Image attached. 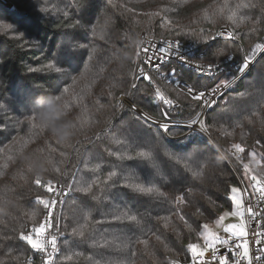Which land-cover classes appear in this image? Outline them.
<instances>
[{"label": "trees", "instance_id": "16d2710c", "mask_svg": "<svg viewBox=\"0 0 264 264\" xmlns=\"http://www.w3.org/2000/svg\"><path fill=\"white\" fill-rule=\"evenodd\" d=\"M3 1L4 3L0 2V24L12 23L14 31L23 33L25 38H29V43L21 45L19 40L13 38L12 32L0 29V105H4V108L0 110V119L4 120V124L0 125V128L9 129L0 135V147L7 146L16 139L17 135L28 140L29 126L24 125L21 128L15 124V120L17 118L23 120L25 115L30 113L35 97L39 95L55 96L60 93L62 86L71 83L67 76L61 77L54 71L44 69L43 64L49 59L57 58L60 50L66 48L69 53L76 56V60L73 61V67H76L81 61H84L83 53L87 51L79 45L89 42L82 38L90 37L91 27L103 23L105 18H110V23L105 31L110 37L111 43L116 45V48L109 55L115 53L120 59L113 60L107 65L104 78L90 82L91 77H89L81 81L77 88L79 90V88L87 86L83 99V103L88 106L87 112L83 113L80 108L72 106L68 114V117L74 119L77 124H79L77 117L87 116L96 121L95 124H85L82 132L78 131L70 141L74 145L75 141H81L79 145H75V148H78L81 154L86 153L87 157L92 158L88 161L89 163H95L99 158L102 162L100 170L94 173L83 169L82 164L86 157H78L75 148H63L66 157H61L59 151L51 153L47 147L48 144L58 150L61 149V146L55 144V139L47 131L32 136V140L23 148L18 144L14 161L9 162L7 169L3 168V164L6 162L5 157L0 155V172H4V175L0 177V195L4 198L0 200V218H3L8 224L7 229L3 225H0V229L7 231L15 226L26 231L33 224H38L41 221L44 214L43 208L38 203L33 202L37 195L47 197L48 194L32 184L31 179L35 175H40L44 180L53 179L64 183L68 177L54 171V168L59 166L61 172L67 171L69 176L76 174L77 176L82 175L85 179L99 178V182L93 186L92 193L87 195L77 192L70 193L62 213L64 238L56 264H88L83 258L67 260L66 256L71 254L73 250L84 251L86 254L94 252L96 258L101 260V264H168L170 258H176L175 253L177 252L180 254L179 257L190 255L186 252V245L198 239L197 233H189L175 215L171 217L168 229L162 227L164 221L157 219L160 216L170 215L175 206L171 203H164L158 198L139 195L123 186L122 174L134 173L142 182L144 177L153 170L146 163L138 160H117L113 156H108L104 149L117 150V146L110 142L112 136L127 139L133 149L142 141H151L152 136H156L162 148L172 151L178 156H192L191 150L188 152L178 151L189 142L191 137L184 140H171L161 136L157 127L145 125L143 121H137L135 119L137 114L129 107L120 104L116 98L120 96L122 91L130 92V95L125 96L129 101L145 112L162 118L160 116L162 107L155 105L153 98L149 95L150 90L153 89L149 84L139 83L137 85L139 91L130 89L132 74L136 71L137 36L146 33L154 39H178L187 45H196L203 51L207 46L202 43V39H207L209 28L211 29L210 34H215L224 27L233 30L230 22L223 19L218 20L215 24H209L203 19L205 9H208L209 6L218 5L223 0H187L186 3L184 0H177V3H173V0H87V7L79 12L81 20L79 26L69 23V20L74 21L75 16L68 18L61 16L65 10L63 4L67 0H60L59 11L50 14H41L38 11L41 7H51L50 0ZM236 2L239 0H230V4ZM253 2L258 6L244 11L255 20H261L262 23L255 25V32L251 31L253 26L248 24L236 29L240 35V40L236 44H241L242 49L219 36L215 41H209L210 44L228 46L232 56L239 61H242L245 52H248L252 46L257 43H264V8L260 7L264 0H253ZM164 8L170 9L164 15L173 21L174 26L181 29L182 34L180 36H175L170 27H159V17L143 15V13L157 12ZM173 8L176 10L171 11ZM128 9H134V11L130 12ZM209 10L211 11V9ZM194 20L197 23L194 24ZM198 28H204L205 33L185 34ZM126 35L131 36L132 39L127 40ZM96 42L103 43L99 40ZM121 44L124 47L121 48ZM32 67H37L40 70L31 72L29 69ZM170 67L177 69L178 75L175 79H179L181 82L186 81L189 84L198 82L197 75L192 71L176 66ZM168 68L163 70L167 71ZM94 71L95 68H93ZM153 75L154 77L157 76V74ZM262 80H264V59L258 58V62L254 64L251 71L237 83L234 90L226 93L221 100L237 101L246 104L249 108L257 106L260 96L257 88ZM137 81L138 79L135 82L137 83ZM156 82L166 94L175 95L172 92V85L163 79H157ZM113 84L116 86L112 87ZM254 85L257 87L254 88ZM109 92L113 93L112 97H109ZM249 92L253 95L247 96ZM97 100L104 104L105 108L100 109L99 105L96 104ZM191 103L195 105L196 102ZM223 108L224 103L218 105L216 116L213 117L219 122L228 121L232 117V113L223 111ZM191 113L192 108L180 107L173 112L172 117L188 118ZM105 120H110V124H106ZM105 131L109 133L108 136H105ZM242 132L244 135L243 143L247 147L250 148L255 145V141L258 139L264 144V127L259 123H256L254 127L245 124L244 129L237 128L233 138L221 137L216 132L211 135V139L227 155L234 169L211 146L210 142L203 138L206 143L199 147L205 156L211 157L212 161L219 160V164L215 166V171L211 170L212 164L209 165L203 182L186 180V173L183 172L180 165H174L166 158L160 157V166L166 174L167 180L166 183L157 182L161 183L163 190L168 194L169 201L184 191L186 187L194 188V193L186 196V199L192 201V205L188 207L179 206L193 227H196L198 223H212L215 216L222 211L230 210L227 188L229 184L239 181L237 174L239 177L240 174L237 170L240 166L225 149L231 142H241ZM97 134L100 135V139L95 138ZM126 147V145L119 146L120 149ZM20 152H23V156L18 155ZM242 155L245 156V162H247L246 153ZM29 158L34 163L31 173L26 171ZM48 159H52L53 163L49 164ZM195 159L196 157H193V160ZM61 160L63 163L57 164ZM113 168L118 171V176L105 183L108 171ZM21 175H26L27 181L21 179ZM94 196H99L100 199L96 200ZM4 200L10 201V203L5 204ZM197 207L201 209L203 215L196 213ZM124 209L140 217L142 224L96 225L95 227L100 230L97 237L108 239L119 237L128 243H132L135 256H132L129 250L122 253L114 250L106 252L91 247L92 241L88 240L87 232L84 240L71 234V227L75 226L85 210L91 211L93 219H96L106 217L113 211ZM32 211L38 213L36 221L30 219ZM21 225H23L22 228ZM173 228H180L183 234L177 236L172 230ZM153 233L161 235L168 248L174 249V251L169 252L168 248L157 242ZM140 239L149 240L148 250H145L143 245L136 243ZM10 244L13 245L11 248H9ZM6 251L11 252V257L5 254ZM29 255H33V253L22 241L4 240L0 244V261L2 264H24Z\"/></svg>", "mask_w": 264, "mask_h": 264}, {"label": "snow or ice", "instance_id": "6c2138e0", "mask_svg": "<svg viewBox=\"0 0 264 264\" xmlns=\"http://www.w3.org/2000/svg\"><path fill=\"white\" fill-rule=\"evenodd\" d=\"M50 2L51 7H41L38 11L41 14L58 12L60 0H50ZM184 2L186 3L187 0H184ZM173 3H177V0H173ZM257 6L253 0H247V2L239 0V2L232 4H230V0H223L222 3L205 9L203 14L205 21H208L209 24H215L218 20L223 19L230 22L233 30L210 34L211 29L209 28L207 39H202V43L207 46L203 51L199 49L195 52L190 49L182 50V45L178 39L163 40L161 42L163 46L161 47H157L151 40L136 41L135 57L139 59L141 53H144L145 59L143 64H137L136 71L132 74L130 89L139 91L135 82L137 79L148 82L153 88V98L159 100L163 107L160 111L161 120L153 119L151 115L143 110L136 115L135 119L143 121L145 125L158 126L159 134L165 138L191 137L189 142L178 151L188 152L191 150L192 156H178L174 152L162 148L156 136H152L151 141H142L134 149L127 139L112 136L110 142L117 146V150L104 149L108 156H113L117 160H138L146 163L153 170L144 177L142 182L138 180L134 173L122 174L123 186L139 195L158 198L164 203H171L175 206L170 215L160 216L157 219L164 221L162 227L168 229L171 217L175 215L189 233H197L198 239L186 245V252L190 255H186L185 259L189 261V264H264V171H257V169H264V144L259 139L255 141V145L249 148L243 143L244 135L242 132L240 136L241 142H231L225 149L240 166L237 171H239L241 178L236 183L228 185L227 193L230 201V210L222 211V213L215 216L212 223H198L196 227H193V224L189 222V218H186V215L179 207L192 205V201L186 199V196L194 193L193 187H186L184 191L174 196L171 201L168 200V194L161 186V183H166L167 177L160 166V157H164L174 165L181 166L183 172L186 173V180L203 182L209 165L212 164L211 170L215 171V166L219 164V160L212 161V158L206 157L199 147L201 144L206 143L202 138V134L211 136L213 132H216L221 137L233 138L236 135V129H244L245 124L254 127L256 123H259L264 127V80L257 88L260 93L257 106L249 108L244 103L221 100V98L225 97L226 91L233 87L235 81L242 78L248 72L250 66H254L258 62L257 56L260 59H264V43H257L248 52H245L242 62L236 65L234 70L231 63H229L234 60V57L228 46H218L215 43H209V41H215L217 36H219L231 41L233 45L242 49L243 46L241 44H236L240 40V35L236 29L248 24L253 26L251 28L252 32L256 31L255 25L261 24L262 21L255 20L244 10L253 9ZM63 7L65 10L61 13L62 18L75 16L74 21L69 20V23H73L74 26L81 25L79 12L87 7V0H67ZM260 7L264 8V2L260 4ZM175 10L174 8L171 9V11ZM128 11L132 12L134 9H128ZM168 11L170 9L164 8L157 12L143 13V15L159 17V27H170L175 36H180L182 34L181 29L178 26H174L173 21L167 15H164ZM109 23L110 18H105L103 23L91 27L90 37L82 38L89 42L79 45V47L85 48L87 51L83 53L84 61H81L76 67H73V61L76 60V56L69 53L66 48L60 50L57 58L49 59L43 64L44 69L54 71L61 77L67 76L71 81L67 86H62L60 93L55 95L57 99L64 101L67 115L72 106L80 108L83 113L87 112L88 106L83 103L87 86L81 87L79 90L77 88L81 81L89 77H91L90 82L104 78L107 65L113 60L120 59L115 53L109 55L116 48V45L111 43L110 37L105 31ZM193 23L195 24L197 21L194 20ZM0 29L12 32L13 38L19 40L21 45L29 43V38H25L23 33L14 31L12 23H2L0 24ZM192 32L201 34L205 33V29H192L185 34H192ZM126 39L131 40L132 37L126 35ZM97 40L103 41V43H97ZM142 44H147L148 46L141 47ZM120 47L122 48L124 45L121 44ZM173 60L180 65L194 68L198 82L196 84H189L186 81L181 83L179 79H175L178 75L176 68L169 66L167 71L163 70L162 65L169 64ZM120 62L122 63V61ZM145 65L156 71L157 76L154 77L149 71H146ZM93 68H95L94 72ZM29 70L36 72L40 69L32 67ZM157 79H164L168 84L172 85V92L175 95H168L165 91H162L161 86L156 82ZM115 86V84L112 85V87ZM253 87L257 86L254 85ZM130 94V92L122 91L116 99L119 100ZM252 95L253 93L251 92L247 93V96ZM112 96L113 93L109 92V97ZM191 102L196 103L193 105ZM221 103H224L223 111L232 113V117L228 121L219 122L218 119L213 118L216 116L218 105ZM96 104L99 105L100 109L105 108V105L101 104L99 100L96 101ZM135 107V104H133L132 109L134 110ZM180 107L192 108V113L186 120L177 122L173 120L170 110ZM3 108L4 105H0V110ZM33 113L34 109L31 108L30 113L26 114L23 120L18 118L15 120V124L21 128L24 125L29 126L30 135L28 140H25L23 136L17 135L16 139L12 140L7 146L0 147V155H3L6 160L3 164L4 169L9 167V162L14 161L18 144L23 148L32 140V136L46 132L37 124ZM77 120L79 124L76 123V133L78 131L82 132L85 124L96 123V121L91 120L87 116L77 117ZM104 122L110 124V120H105ZM3 124L4 120L0 119V125ZM5 130L9 129L0 128V135ZM108 135L109 133L105 131V136ZM197 137L201 138L197 139ZM85 138L87 139V137ZM95 138L100 139L101 137L97 134ZM80 143L81 141L79 140L75 141V145ZM55 144L60 145L61 149L58 150L51 144H48L47 147L51 153L59 151L61 157H66V153L62 150L63 148H75V145L70 140L62 143L55 139ZM121 145H126L127 147L120 149L119 146ZM75 151L78 157H86L85 162L82 164L83 169L94 173L100 170L102 162L99 158H97V162L89 163L88 161L92 159L91 157H87L86 153L81 154L78 148H75ZM245 153L247 162H245V156L242 155ZM18 155L23 156V152L18 153ZM193 157H196V159L193 160ZM47 162L52 164L53 160L48 159ZM59 163H63V160L57 162V164ZM252 165L256 167L254 168ZM33 168L34 163L29 158L27 173L33 172ZM54 171L57 174L68 177L67 181L61 183L53 179L44 180L40 175H35L31 179L32 184L43 189L48 194L47 198L45 195H37L33 202L42 205L46 212L44 218L38 224H33L26 231L20 230L15 226H12L7 231L0 229V233H2L0 234V244L4 240L22 241L32 253L41 254V264H55L56 256L60 252L58 236L55 233H60L61 227L56 221L54 213L57 205H63L64 203L61 197L67 196L72 192L87 195L92 193L93 186L99 182V178L85 179L82 175L77 176L76 174L69 176L67 171L62 173L59 166H56ZM3 175L4 172H0V177ZM117 176L118 171L115 168L109 170L105 183L112 181ZM20 178L26 181L28 179L26 175H21ZM3 199V196L0 195V200ZM94 199L99 200L100 197L94 196ZM4 203L8 204L10 201L4 200ZM196 213L203 215L199 207L196 208ZM37 215L36 211H32L30 219L36 221ZM229 220L233 222H226ZM103 224L140 225L142 224V219L136 214L130 213L127 209L116 210L109 213L106 217L93 219L91 211L85 210L75 223V226L71 227V234L84 240L87 232L88 240L92 241L91 247L106 252L114 250L122 253L125 250H129L130 254L135 256L136 253L132 243H128L119 237H113L112 239L97 237V233L100 230L95 226ZM0 225H3L5 229L8 228V224L3 218H0ZM22 227L23 225H21ZM172 230L177 236L183 234L180 228H173ZM153 235L157 242L168 248L161 235L155 233ZM136 243L143 245L145 250L149 249L148 239H140ZM12 246L10 244L9 248ZM168 250L169 252L174 251L171 248H168ZM5 254L11 257L10 251H6ZM179 255L178 252L175 253L176 258H170L168 264H184ZM75 258H83L88 264H101V260L96 258L94 252L86 254L84 251L73 250L71 254L66 256L69 261ZM0 264H2V261H0ZM27 264H34L33 255L27 257Z\"/></svg>", "mask_w": 264, "mask_h": 264}, {"label": "built area", "instance_id": "2783aa9c", "mask_svg": "<svg viewBox=\"0 0 264 264\" xmlns=\"http://www.w3.org/2000/svg\"><path fill=\"white\" fill-rule=\"evenodd\" d=\"M0 2L1 3H4V1L3 0H0ZM7 6L8 7H10V5L9 4H7ZM221 31H231V29L229 28V27H224L223 29H221ZM221 38H223V37H221ZM223 39H225V38H223ZM137 40H151L152 41V43H155L156 45H157V47H161V46H163L162 45V41L163 40H166V39H154V38H151V37H149L146 33H141V34H139L138 36H137V38H136V41ZM180 41V40H179ZM180 43H181V45H182V50H184V49H190V50H192V51H196V50H200V48L198 47V46H196V45H193V44H189V45H187V44H185L184 42H182V41H180ZM145 46H148L147 44H142L141 45V47H145ZM149 54H151V53H149ZM234 57V56H233ZM258 58H259V56H257V60H258ZM144 59H145V54L144 53H141V56L139 57V59H136V68H137V64H143V61H144ZM242 61H239V60H237L236 59V57H234V60H232V61H230L229 63H231V65H232V68H233V70H234V68H235V66L236 65H238L239 63H241ZM169 66H176V67H180V68H185V69H188V70H190V71H192L193 73H195L196 74V70L194 69V68H190V67H188V66H184V65H180V64H178L177 62H175L174 60L173 61H171V62H169V64H164V65H162V68L164 69V68H168ZM252 67L253 66H250V68H249V70H248V72L247 73H245V75L244 76H246L250 71H251V69H252ZM145 70L146 71H149V73L151 74V75H153V74H157L156 73V71H154V70H152L151 68H149L147 65H145ZM197 75V74H196ZM154 76V75H153ZM243 76V77H244ZM242 77V78H243ZM242 78H240V79H238V80H236L235 81V83H234V85H233V87L232 88H230L229 90H227L226 91V93H228V92H230V91H232V90H234L235 89V87H236V85H237V83L242 79ZM164 80V79H163ZM165 81V80H164ZM141 82H144V83H147L148 84V82H146V81H143V80H139L138 79V81H137V85L139 84V83H141ZM181 83H183V82H181ZM152 92H153V89H151L150 90V92H149V95L153 98V96H152ZM225 93V94H226ZM153 101H154V103H155V105H157L158 107H163L162 106V104H161V102L159 101V100H156V99H154L153 98ZM119 102H120V104H122V105H125L126 107H129L130 109H132V105H133V103L131 102V101H129L128 99H127V97H122L121 99H119ZM136 106V105H135ZM176 109H178V108H176ZM176 109H172V110H170L171 112H172V114H173V112H175L176 111ZM133 110V109H132ZM142 109L141 108H138L137 106L135 107V109L133 110L136 114H138L140 111H141ZM144 111V110H143ZM148 113V112H147ZM149 115H151L152 117H153V119H156V120H161L162 118H157V117H155V116H153L152 114H150V113H148ZM187 118H179V117H175V116H173V120L174 121H177V122H181V121H184V120H186ZM153 126H155V127H157L158 128V126H156V125H153ZM189 137H187V138H185V137H181V136H178V137H175V138H169V139H171V140H184V139H188ZM201 138V137H200ZM202 138H204V139H206V140H208L209 142H210V144H211V146L217 151V152H219L226 160H227V162L230 164V166L233 168V166H232V163L230 162V160L228 159V157H227V155L214 143V141L211 139V136H208V135H203L202 134ZM252 167H256V166H252ZM234 169V168H233ZM235 171V170H234ZM257 171H264V169H257ZM237 174V173H236ZM237 178H238V180H240V177H239V175L237 174ZM70 196V193L67 195V196H64V197H61V199H63L64 200V203H63V205H60V204H58L57 205V208H56V211H55V213H54V215H55V217H56V221L60 224V227H61V232L60 233H55L57 236H58V246L60 247V252L57 254V256H56V261H55V264L57 263V260H58V257H59V255H60V253H61V244H62V241H63V238H64V236H63V234H62V213H63V210H64V206H65V204H66V201H67V199H68V197ZM47 198V197H46ZM41 207H42V205H41ZM43 208V207H42ZM43 211H44V214H43V216H42V219L44 218V216L46 215V212H45V210L43 209ZM41 219V220H42ZM222 235H223V233H221ZM33 256H34V264H41V254L40 253H33ZM185 257L186 256H181V257H179L181 260H183L184 261V264H189V261L187 260V259H185ZM24 264H27V261H25L24 262Z\"/></svg>", "mask_w": 264, "mask_h": 264}, {"label": "clouds", "instance_id": "9594fccd", "mask_svg": "<svg viewBox=\"0 0 264 264\" xmlns=\"http://www.w3.org/2000/svg\"><path fill=\"white\" fill-rule=\"evenodd\" d=\"M32 108L37 124L52 138L63 143L76 136V123L66 114L63 100L56 96L39 95L34 98Z\"/></svg>", "mask_w": 264, "mask_h": 264}, {"label": "rangeland", "instance_id": "374dc122", "mask_svg": "<svg viewBox=\"0 0 264 264\" xmlns=\"http://www.w3.org/2000/svg\"><path fill=\"white\" fill-rule=\"evenodd\" d=\"M252 166H254V165H252ZM226 222H233V221L229 220V221H226ZM217 231H219V230H217Z\"/></svg>", "mask_w": 264, "mask_h": 264}]
</instances>
